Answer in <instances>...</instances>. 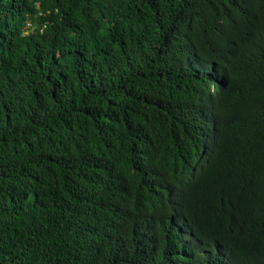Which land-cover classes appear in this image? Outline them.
Instances as JSON below:
<instances>
[{"label": "trees", "instance_id": "16d2710c", "mask_svg": "<svg viewBox=\"0 0 264 264\" xmlns=\"http://www.w3.org/2000/svg\"><path fill=\"white\" fill-rule=\"evenodd\" d=\"M0 264H264V0H0Z\"/></svg>", "mask_w": 264, "mask_h": 264}, {"label": "clouds", "instance_id": "9594fccd", "mask_svg": "<svg viewBox=\"0 0 264 264\" xmlns=\"http://www.w3.org/2000/svg\"><path fill=\"white\" fill-rule=\"evenodd\" d=\"M29 2L31 3V0H29ZM33 7L36 9V13L39 16L38 5L33 4ZM56 11L58 12L59 10L57 9ZM26 26H27V24H26ZM47 28H48L47 24H44L42 26L32 25V27L30 29H28L27 31L21 30L19 35H20V38H27L28 36H30L36 32H38L40 35H43L45 33V31L47 30Z\"/></svg>", "mask_w": 264, "mask_h": 264}]
</instances>
